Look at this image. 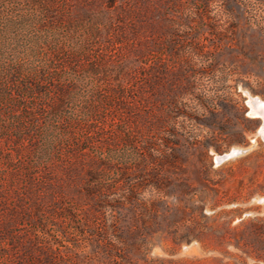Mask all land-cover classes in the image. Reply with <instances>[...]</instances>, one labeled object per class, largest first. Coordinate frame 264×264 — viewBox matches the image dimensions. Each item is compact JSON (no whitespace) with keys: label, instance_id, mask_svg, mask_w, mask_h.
<instances>
[{"label":"rangeland","instance_id":"obj_1","mask_svg":"<svg viewBox=\"0 0 264 264\" xmlns=\"http://www.w3.org/2000/svg\"><path fill=\"white\" fill-rule=\"evenodd\" d=\"M1 11L15 103L19 83L44 94L23 122L0 100V264H264V117L247 114L264 101V0Z\"/></svg>","mask_w":264,"mask_h":264},{"label":"trees","instance_id":"obj_2","mask_svg":"<svg viewBox=\"0 0 264 264\" xmlns=\"http://www.w3.org/2000/svg\"><path fill=\"white\" fill-rule=\"evenodd\" d=\"M41 2L37 1L36 6L39 8L40 11H43L45 13L51 12L49 11L44 5H40ZM9 7H12L10 4ZM49 11V12H48ZM15 13H4L3 11L0 12V100H6L7 105L9 106L10 110L8 111V114L10 111H12V114L15 115V107L21 108V111H24L23 114H18L16 117L12 115L13 117L7 119H11V122L15 123V119L18 121H24V119L29 120L31 119V115L33 113H30L27 111L28 105H29V100L27 97L31 95H40L39 99H42L43 97L41 95L42 92L40 91L38 85H35L34 83L31 82H24V83H19V86L17 88V95L19 97V100L15 103V87L11 88L9 87L12 81V76L15 75V38L14 34L12 33L13 30H15ZM9 90V93L7 94V91ZM11 91V92H10ZM58 93L61 90L57 89ZM62 94L64 96V91H62ZM62 96V97H63ZM50 100V99H49ZM57 100V101H56ZM52 101H56L52 107V105H47L48 111H50V114L52 115L55 120H62L63 123H70V117L68 115H65V113L60 109L61 105L59 107V101L56 98L52 99ZM62 102V101H61ZM44 104V102H43ZM46 105V104H45ZM45 105H40L41 107H45ZM27 108V109H26ZM15 117V118H14ZM50 124V123H49ZM35 125V124H34ZM36 125H38L36 123ZM26 130V129H24ZM49 132H47L48 134ZM51 136L50 138L54 137L53 136V131H50ZM20 137V133H19ZM51 149L49 148L48 145L44 146V149L41 150L38 155L40 156L39 159H46L47 156L50 155ZM43 157V158H42Z\"/></svg>","mask_w":264,"mask_h":264},{"label":"water","instance_id":"obj_3","mask_svg":"<svg viewBox=\"0 0 264 264\" xmlns=\"http://www.w3.org/2000/svg\"><path fill=\"white\" fill-rule=\"evenodd\" d=\"M257 104H261L263 106L264 109V101H261L260 99L256 98V97H251V99H247V105H248V110H247V114H249L251 117H256L259 119H263V115L262 114H255V116H253V114H251V112L253 111V108L256 107ZM257 135H259L262 140L264 141V125H261L258 130H257ZM244 153V150H231L226 154H223L221 156H219L216 159V163H220L228 158L237 156Z\"/></svg>","mask_w":264,"mask_h":264},{"label":"bare ground","instance_id":"obj_4","mask_svg":"<svg viewBox=\"0 0 264 264\" xmlns=\"http://www.w3.org/2000/svg\"><path fill=\"white\" fill-rule=\"evenodd\" d=\"M262 114L264 117V109L263 106L261 104H257L256 107L253 108V111L251 112V114H253V116H255V114Z\"/></svg>","mask_w":264,"mask_h":264}]
</instances>
